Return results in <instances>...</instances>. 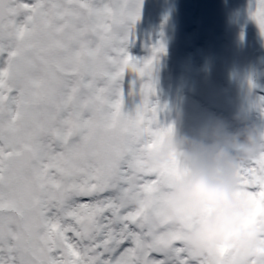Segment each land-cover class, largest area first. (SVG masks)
<instances>
[{
	"label": "snow or ice",
	"instance_id": "6c2138e0",
	"mask_svg": "<svg viewBox=\"0 0 264 264\" xmlns=\"http://www.w3.org/2000/svg\"><path fill=\"white\" fill-rule=\"evenodd\" d=\"M142 4L0 0V264H198L168 208L172 169L143 159L170 126L151 99L164 44L127 50ZM250 14L264 34V0ZM238 164L264 195V151Z\"/></svg>",
	"mask_w": 264,
	"mask_h": 264
},
{
	"label": "rangeland",
	"instance_id": "374dc122",
	"mask_svg": "<svg viewBox=\"0 0 264 264\" xmlns=\"http://www.w3.org/2000/svg\"><path fill=\"white\" fill-rule=\"evenodd\" d=\"M254 7L255 0H235V5L231 0H143L127 50L146 58L154 45L164 44L154 63L151 97L166 106L160 113L164 124L176 121L182 131L199 136L217 118L237 126V111L246 112L249 122L264 118L258 108L264 96V34L250 14ZM139 83L136 79L137 90ZM130 86L124 79L126 92ZM139 102L138 94L126 96L128 108Z\"/></svg>",
	"mask_w": 264,
	"mask_h": 264
},
{
	"label": "clouds",
	"instance_id": "9594fccd",
	"mask_svg": "<svg viewBox=\"0 0 264 264\" xmlns=\"http://www.w3.org/2000/svg\"><path fill=\"white\" fill-rule=\"evenodd\" d=\"M233 119L237 126L217 118L199 136L170 121L143 157L146 167L172 169L168 208L198 264H264V195H249L238 175V161L264 151V118Z\"/></svg>",
	"mask_w": 264,
	"mask_h": 264
},
{
	"label": "water",
	"instance_id": "95a60500",
	"mask_svg": "<svg viewBox=\"0 0 264 264\" xmlns=\"http://www.w3.org/2000/svg\"><path fill=\"white\" fill-rule=\"evenodd\" d=\"M234 1V0H233ZM237 22V24H238V20L236 21ZM256 38H257V40H259V36H258V34H256ZM261 48V43L259 42V49ZM133 57H135V56H133ZM137 60H143L144 58H142V57H135ZM125 79H126V82H127V84L128 85H131L130 84V82L133 80V79H139L138 77H136V75L134 74V73H127L126 74V76H125Z\"/></svg>",
	"mask_w": 264,
	"mask_h": 264
},
{
	"label": "trees",
	"instance_id": "16d2710c",
	"mask_svg": "<svg viewBox=\"0 0 264 264\" xmlns=\"http://www.w3.org/2000/svg\"><path fill=\"white\" fill-rule=\"evenodd\" d=\"M234 5H235V3H233ZM206 8H207V4H205V10H206ZM214 35H215V33H214ZM255 41H256V38H255Z\"/></svg>",
	"mask_w": 264,
	"mask_h": 264
},
{
	"label": "flooded vegetation",
	"instance_id": "af4514ba",
	"mask_svg": "<svg viewBox=\"0 0 264 264\" xmlns=\"http://www.w3.org/2000/svg\"><path fill=\"white\" fill-rule=\"evenodd\" d=\"M232 2L235 3V0L234 1L232 0Z\"/></svg>",
	"mask_w": 264,
	"mask_h": 264
},
{
	"label": "bare ground",
	"instance_id": "6f19581e",
	"mask_svg": "<svg viewBox=\"0 0 264 264\" xmlns=\"http://www.w3.org/2000/svg\"><path fill=\"white\" fill-rule=\"evenodd\" d=\"M258 191H259V189H258Z\"/></svg>",
	"mask_w": 264,
	"mask_h": 264
}]
</instances>
